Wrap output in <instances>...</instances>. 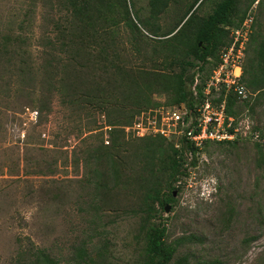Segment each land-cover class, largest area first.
Returning a JSON list of instances; mask_svg holds the SVG:
<instances>
[{"label": "trees", "instance_id": "16d2710c", "mask_svg": "<svg viewBox=\"0 0 264 264\" xmlns=\"http://www.w3.org/2000/svg\"><path fill=\"white\" fill-rule=\"evenodd\" d=\"M51 4L58 13L52 20L50 42L55 47L39 67L30 60L23 22H9L0 31L2 95L11 97L15 86L24 89L30 98L24 106L38 107L35 118L39 119L48 106H37L40 97L35 92L48 89L62 106L89 119L94 131L107 127L106 137L100 131L98 144L83 152L85 195L78 199L85 214L93 224L109 215L114 217L108 222L112 224L119 219L137 221L134 253L122 264H191V254H180V248L202 239L190 234L169 241L165 207L174 209L173 192L183 190L187 169L198 165L201 153H208L212 146L234 148L242 139L207 142L200 151L180 139L177 150L174 139L126 138L123 128L142 110L190 103L193 70L199 66L203 84L223 49L234 43L236 32H244L248 18L252 21L240 77L247 97L241 100L231 91L219 101L225 100V112L233 118L244 108L253 113L264 106V0H147L145 8H136L134 0H54ZM204 6L210 11H203ZM162 16L170 17L169 22L162 24ZM155 95L163 101L155 100ZM95 115H105V124L96 126ZM253 145L260 165L264 144ZM79 159L73 150L66 164L78 167ZM54 167V162H45L31 173L48 177ZM68 193L65 187H54L45 196L63 204ZM233 210L228 208L224 223L232 220ZM92 240L90 235L80 240L66 264H118L107 260L109 241L96 244ZM27 264L59 262L39 250Z\"/></svg>", "mask_w": 264, "mask_h": 264}, {"label": "rangeland", "instance_id": "374dc122", "mask_svg": "<svg viewBox=\"0 0 264 264\" xmlns=\"http://www.w3.org/2000/svg\"><path fill=\"white\" fill-rule=\"evenodd\" d=\"M52 1L0 0V31L9 22H23L28 54L36 67L49 59L55 47L52 20L58 13ZM134 2L136 8H145L147 0ZM203 11L210 7L204 6ZM169 18L162 16V24ZM23 90L15 86L11 97H5L0 89V264H27L39 250L66 264L75 245L88 235L96 244L110 242L109 262L124 263L134 253L137 221L119 219L112 224L108 222L114 217L109 215L93 224L78 199L85 195L83 152L98 144L100 131L106 137L107 127L94 131L89 119L62 106L48 89L35 92L40 97L37 106L48 108L39 119L34 118L39 109L24 106L30 98ZM154 99L163 101L156 95ZM242 111L264 135V106L253 113ZM95 117L96 126L105 124V115ZM253 143L240 140L234 148L212 146L184 179L174 209L163 214L169 241L190 234L202 239V243L180 248V254H191V264L211 260L264 264V163L258 164ZM73 150L80 158L78 167L66 164ZM45 162L55 163L51 175L31 173ZM54 187L70 190L63 204L45 196ZM230 207L233 218L226 224L223 217Z\"/></svg>", "mask_w": 264, "mask_h": 264}, {"label": "built area", "instance_id": "2783aa9c", "mask_svg": "<svg viewBox=\"0 0 264 264\" xmlns=\"http://www.w3.org/2000/svg\"><path fill=\"white\" fill-rule=\"evenodd\" d=\"M251 21L249 18L244 21V32H236L234 43L223 49L219 63L210 71L203 84L199 66L193 70V82L188 87L190 103L171 106L161 104L156 108L140 111L132 123L123 128L126 138L159 135L168 141L174 139L177 150L181 149V139L199 151L207 142L223 143L242 139L264 144V139L258 131L253 130L252 122L246 118L245 111L233 118L225 112V100L219 101L221 96H226L231 91L236 92L241 100L247 97L240 77L246 35ZM239 40L237 46L236 42ZM187 155L190 159L191 153ZM204 155L201 153L198 164ZM187 170L190 177L193 168Z\"/></svg>", "mask_w": 264, "mask_h": 264}, {"label": "water", "instance_id": "95a60500", "mask_svg": "<svg viewBox=\"0 0 264 264\" xmlns=\"http://www.w3.org/2000/svg\"><path fill=\"white\" fill-rule=\"evenodd\" d=\"M173 195L175 196L176 195V192H173ZM165 211H166V213H168L170 211V206L169 205H167L165 207Z\"/></svg>", "mask_w": 264, "mask_h": 264}, {"label": "clouds", "instance_id": "9594fccd", "mask_svg": "<svg viewBox=\"0 0 264 264\" xmlns=\"http://www.w3.org/2000/svg\"><path fill=\"white\" fill-rule=\"evenodd\" d=\"M36 115V114H35ZM35 115H34V118H35ZM127 126V125H126ZM106 142V141H105Z\"/></svg>", "mask_w": 264, "mask_h": 264}]
</instances>
